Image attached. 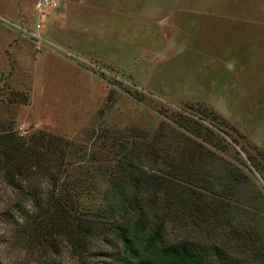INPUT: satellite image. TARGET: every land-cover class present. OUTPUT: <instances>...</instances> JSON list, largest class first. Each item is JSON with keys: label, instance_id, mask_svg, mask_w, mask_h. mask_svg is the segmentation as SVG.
I'll list each match as a JSON object with an SVG mask.
<instances>
[{"label": "rangeland", "instance_id": "1", "mask_svg": "<svg viewBox=\"0 0 264 264\" xmlns=\"http://www.w3.org/2000/svg\"><path fill=\"white\" fill-rule=\"evenodd\" d=\"M41 1L0 0V123L73 140L96 173L114 168L125 141L166 132L172 144L186 114L217 133L210 147L249 177L248 191L227 199L264 231V0ZM99 185L82 204L98 203L106 180ZM14 199L0 175L3 264H111L107 253L122 249L106 230L90 238L87 262L68 243L57 251L30 241L31 200L22 215Z\"/></svg>", "mask_w": 264, "mask_h": 264}, {"label": "trees", "instance_id": "2", "mask_svg": "<svg viewBox=\"0 0 264 264\" xmlns=\"http://www.w3.org/2000/svg\"><path fill=\"white\" fill-rule=\"evenodd\" d=\"M178 116L184 131H175L172 144L166 132L128 148L125 141L114 168L95 167L100 181L73 140L45 129L26 137L0 123V175L19 214L25 199L32 203L23 215L26 238L57 251L68 243L85 262L95 254L90 238L106 230L122 245L107 253L111 264H264V231L253 214L237 218L242 213L228 200L248 191L249 177L210 147L220 143L217 133ZM150 162L160 170L147 169ZM103 179L98 203L91 201L96 209L82 204Z\"/></svg>", "mask_w": 264, "mask_h": 264}, {"label": "built area", "instance_id": "3", "mask_svg": "<svg viewBox=\"0 0 264 264\" xmlns=\"http://www.w3.org/2000/svg\"><path fill=\"white\" fill-rule=\"evenodd\" d=\"M58 1L59 0H42L41 3L42 5L51 6V5L56 4Z\"/></svg>", "mask_w": 264, "mask_h": 264}]
</instances>
